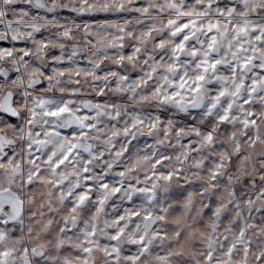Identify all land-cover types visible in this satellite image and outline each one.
<instances>
[{
  "label": "snow or ice",
  "instance_id": "obj_1",
  "mask_svg": "<svg viewBox=\"0 0 264 264\" xmlns=\"http://www.w3.org/2000/svg\"><path fill=\"white\" fill-rule=\"evenodd\" d=\"M0 264H264V0H0Z\"/></svg>",
  "mask_w": 264,
  "mask_h": 264
},
{
  "label": "rangeland",
  "instance_id": "obj_2",
  "mask_svg": "<svg viewBox=\"0 0 264 264\" xmlns=\"http://www.w3.org/2000/svg\"><path fill=\"white\" fill-rule=\"evenodd\" d=\"M65 15L67 14V13H64Z\"/></svg>",
  "mask_w": 264,
  "mask_h": 264
}]
</instances>
